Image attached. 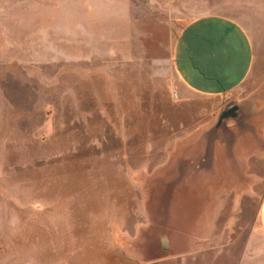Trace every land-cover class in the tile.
I'll return each mask as SVG.
<instances>
[{"label":"rangeland","instance_id":"1","mask_svg":"<svg viewBox=\"0 0 264 264\" xmlns=\"http://www.w3.org/2000/svg\"><path fill=\"white\" fill-rule=\"evenodd\" d=\"M164 1L0 0V264H264V163L212 150L172 60L185 7L235 17L263 118L264 0Z\"/></svg>","mask_w":264,"mask_h":264},{"label":"crops","instance_id":"2","mask_svg":"<svg viewBox=\"0 0 264 264\" xmlns=\"http://www.w3.org/2000/svg\"><path fill=\"white\" fill-rule=\"evenodd\" d=\"M156 1L150 5L152 10L167 8L164 0ZM184 9L186 13L181 17L183 26L172 51L181 99L186 104L196 102V99L214 104L215 120L206 125L212 150L224 149L223 146H217L215 140L220 133H224L228 139L237 141L236 150L228 156L229 159L234 161L237 158L239 164L264 163V152L260 151L264 147V125L260 124L264 116L262 118L259 115V110L254 112L255 106L252 108L243 102L241 94L253 73L256 58L250 31L235 17L219 13L218 10ZM230 102L237 105L238 119L228 121L223 127L215 129L221 110ZM251 146L254 149L245 152L244 149ZM218 157L216 152V162ZM243 171L245 172V168ZM241 177L246 179L245 174L238 176L239 179ZM255 215L260 232L258 237L264 242V195ZM162 247L165 251L169 249L166 238L162 239ZM246 251L247 247L244 249L243 259L246 258Z\"/></svg>","mask_w":264,"mask_h":264},{"label":"water","instance_id":"3","mask_svg":"<svg viewBox=\"0 0 264 264\" xmlns=\"http://www.w3.org/2000/svg\"><path fill=\"white\" fill-rule=\"evenodd\" d=\"M237 112H238V108H237V105L235 104V102H230L229 104H227L221 110V112L219 114V118H218L217 124L215 126V129H219L220 127H223L226 124V122H228V121L237 120L239 117L237 115ZM213 136H214V134H212V137Z\"/></svg>","mask_w":264,"mask_h":264}]
</instances>
